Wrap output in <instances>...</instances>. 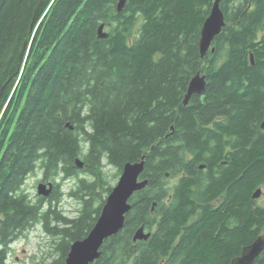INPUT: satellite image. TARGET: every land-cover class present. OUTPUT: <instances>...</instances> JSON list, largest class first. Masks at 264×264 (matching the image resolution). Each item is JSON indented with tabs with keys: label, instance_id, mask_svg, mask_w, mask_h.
<instances>
[{
	"label": "trees",
	"instance_id": "obj_1",
	"mask_svg": "<svg viewBox=\"0 0 264 264\" xmlns=\"http://www.w3.org/2000/svg\"><path fill=\"white\" fill-rule=\"evenodd\" d=\"M255 1L250 13L220 1L226 24L201 58L214 0H127L121 12L117 0H0V264L38 222L59 237L52 264H64L112 189L103 160L120 175L142 155L148 183L90 264H229L263 234L264 202L251 197L264 184V37L253 43L264 0ZM197 71L205 90L183 105ZM38 170L53 184L48 198L24 188ZM70 179L73 218L53 204ZM198 206L204 220L183 231ZM140 226L150 236L134 241Z\"/></svg>",
	"mask_w": 264,
	"mask_h": 264
},
{
	"label": "water",
	"instance_id": "obj_2",
	"mask_svg": "<svg viewBox=\"0 0 264 264\" xmlns=\"http://www.w3.org/2000/svg\"><path fill=\"white\" fill-rule=\"evenodd\" d=\"M127 0H117L116 11L121 12ZM221 0H214L209 14L204 20L200 29V38L198 49L200 57L203 58L209 51H214L212 42L225 26L224 14L220 8ZM107 33L104 30V24L97 28V36L106 38ZM250 62L254 64L253 57L250 55ZM205 75L200 71L191 78L188 83L186 93L183 98V105H187L192 95H200L205 90ZM68 125V124H67ZM72 128V127H70ZM264 129V122L261 124ZM173 129V127H171ZM78 168L83 167V161L79 158L75 160ZM145 156L142 155L139 161L126 162L121 169V173L116 184L105 198L100 214L93 227L83 239L75 240L70 244L69 251L64 259V264H90L100 255V248L104 241L122 230L125 222V216L130 210V198L137 191L143 189L147 179L140 176L144 169ZM203 168V165L200 166ZM53 184L51 181L39 182L36 186V193L41 197H48L52 192ZM262 194L261 188H256L251 197L258 199ZM155 204V203H154ZM150 236L149 231H145L140 226L134 231L133 240H147ZM264 250V235H259L253 242L243 246L241 253L233 257L229 264H253L255 259L260 256Z\"/></svg>",
	"mask_w": 264,
	"mask_h": 264
},
{
	"label": "rangeland",
	"instance_id": "obj_3",
	"mask_svg": "<svg viewBox=\"0 0 264 264\" xmlns=\"http://www.w3.org/2000/svg\"><path fill=\"white\" fill-rule=\"evenodd\" d=\"M103 164L105 179L113 187L119 178V175H116L117 169L107 164L105 160H103ZM79 176L84 175L80 173ZM41 178L42 173L38 170L25 181L24 188L32 198H35V195H37L36 186L39 182H42ZM172 180L174 183L175 180ZM57 181L60 180L58 179ZM61 184L62 195L59 199L60 201L53 204L57 205L62 215L67 218H73L77 216L80 206L78 200L68 195V192L74 188L76 184L75 179L64 180ZM257 188H261L262 190V194L258 199V203L261 204L264 202V184ZM262 235H264V232ZM53 239L57 242L59 237H54L46 232L41 222L36 223L27 231V234L17 238L10 244L9 247L11 251L8 255V264H52L54 260L58 259L60 256V251L54 249L55 243L52 242Z\"/></svg>",
	"mask_w": 264,
	"mask_h": 264
},
{
	"label": "flooded vegetation",
	"instance_id": "obj_4",
	"mask_svg": "<svg viewBox=\"0 0 264 264\" xmlns=\"http://www.w3.org/2000/svg\"><path fill=\"white\" fill-rule=\"evenodd\" d=\"M245 4V6H244ZM234 8H236L237 6H239L238 10L241 8V7H244V12L246 13H250L252 12L253 10L256 9L257 7V3L255 0H246V3L244 2V0H235L234 2ZM237 10V11H238ZM237 13V12H236ZM225 20V19H224ZM226 24V23H225ZM264 37V30L263 29H260L257 31V38L255 41H253V43H260L262 41V38ZM250 55H252L253 57V61H254V64H255V58H254V53L252 50L249 51V55H248V58H249V64L251 66H253L254 64H251L250 62ZM203 165V168H200V166ZM199 166L200 169H204L205 168V165L204 164H201ZM253 199V198H252ZM259 199V198H258ZM258 199H253V200H256L257 203H258ZM215 203H217V200L215 201ZM198 205H200L199 203H197ZM204 217H205V211L202 210L201 206H198L196 207L195 210H193L192 212L189 213V216L187 217L186 219V224H185V227L183 228V231L184 229L186 228H189L191 227L192 225L195 226V225H199L201 224L202 220H204ZM160 217H157L154 219V223H153V230H155L158 226V223L160 221L159 219ZM180 234V233H179ZM179 242V240H174L173 242V245H176L177 243ZM8 259V258H7Z\"/></svg>",
	"mask_w": 264,
	"mask_h": 264
}]
</instances>
